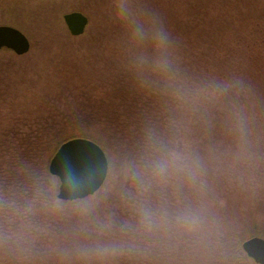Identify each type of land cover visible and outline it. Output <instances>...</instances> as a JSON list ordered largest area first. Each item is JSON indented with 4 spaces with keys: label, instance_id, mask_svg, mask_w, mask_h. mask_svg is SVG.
I'll return each instance as SVG.
<instances>
[{
    "label": "trees",
    "instance_id": "16d2710c",
    "mask_svg": "<svg viewBox=\"0 0 264 264\" xmlns=\"http://www.w3.org/2000/svg\"><path fill=\"white\" fill-rule=\"evenodd\" d=\"M263 8L264 0H120L110 4L94 0L91 9L97 18L85 43L98 53L87 54L82 62L76 59L73 70L81 73L84 68L88 74L95 66L97 71L102 60L97 72L106 76V83L97 88L87 84L88 91L96 93L98 106L90 108L97 114H89L82 120L85 126L73 132L51 136L42 130H26L39 126L30 98L10 100L8 107L0 101V264H59L50 259L52 241L59 235L68 240L74 234H68V229L73 231L82 224L90 227L101 214L96 210L100 204L121 213L115 207L121 206L122 196L110 187L104 194L110 196L109 201L96 199L92 204H96L95 209L67 208L59 218L48 217L51 209L47 206L63 201L49 171L50 160L69 139L86 137L99 143L107 152L111 170L108 148L120 143L128 153L123 166L131 169L135 178L141 173L153 175L150 181L154 182L155 173L163 175L166 168H172V174L183 180L190 171L188 190L179 181L170 188L177 184L178 195L183 194V188L184 195L190 194L195 201L202 192L216 189L217 181L207 169L210 162L222 156L243 158L245 149L263 146L264 28L256 27V21L264 18ZM14 55L4 57L6 61L0 57V62L7 64L0 65V73L16 70L14 60L19 56ZM89 61L93 66L87 64ZM66 71L71 74L69 68ZM9 91L18 96L15 89ZM92 130L100 134L96 136ZM139 164L145 166L141 172ZM207 184L212 187L207 188ZM156 193L147 207L151 217L146 222L153 241L159 233L166 237L182 230V224L175 221L179 212L176 214L172 204L164 217L160 215ZM85 200L89 198L75 201ZM176 204L185 209V204ZM109 214L106 210L99 219L109 230L107 234L119 226ZM72 223L75 225L69 227ZM247 223L250 230L241 236L238 247L250 237H264V221L259 216L253 215ZM187 229L198 232L194 226ZM80 232L84 237L89 235L93 244L91 235L96 233L92 227ZM107 234L103 239L100 234L98 237L107 241ZM186 246L183 259H188L189 248L196 247L194 255L192 250L188 253L197 261L192 256L199 257L203 247L188 240ZM150 248L153 252V246ZM235 250L224 248L221 264H246V257L237 247ZM119 252L113 248L112 264H136L129 254ZM147 256L152 264V254ZM206 257L204 253L201 258ZM171 259L167 258V263Z\"/></svg>",
    "mask_w": 264,
    "mask_h": 264
},
{
    "label": "rangeland",
    "instance_id": "374dc122",
    "mask_svg": "<svg viewBox=\"0 0 264 264\" xmlns=\"http://www.w3.org/2000/svg\"><path fill=\"white\" fill-rule=\"evenodd\" d=\"M108 1L110 4L120 0ZM93 2L94 0H0V25H14L28 34L32 40L31 50L27 54H17L19 57L14 58L16 70L0 73V101L4 102L3 106L4 104L7 106L10 100L11 102L13 100L21 102L28 100V98H30L28 101L33 103V108L36 110L35 114H37L34 121L39 122V126L34 125L32 129L26 128L30 133L41 132L42 130V132L53 136L58 133L73 132L74 128L78 127L79 129L80 126H85L84 123L86 122L82 120L87 119L89 114H97V112H92L90 108L92 104L98 106L96 93L88 91L87 86L97 88L106 83V76L97 72L102 67V60L98 63L97 71L90 61L87 64L93 66L95 69L93 72L88 70V74L87 72L84 73V68L81 73H76L73 70L74 63L77 66L76 59L82 62L87 54L94 56L98 53L85 43L86 35L94 27V21L97 18L96 13L92 12L91 9ZM98 3L99 6L102 5V2ZM70 11H82L87 16L89 15V24L82 38L72 36L65 26L63 14ZM99 19H101L100 15ZM256 22L259 23L256 27L262 30L264 18ZM14 54H16L14 51L0 49V57L5 61L6 58L4 57ZM0 65L6 66L7 64L0 62ZM68 68L71 74L66 71ZM10 89H15L18 96L16 97L15 92L9 91ZM91 128L99 129L96 126ZM60 130L61 132H59ZM97 132L93 133L98 136L100 132ZM245 150L242 152L243 158L222 156L221 159L219 158L213 161L214 163L210 162L207 165L208 171L217 181L216 189L205 194L202 192L195 201L190 197V194L188 197L184 195L183 188L181 189L183 194L178 195L177 184H173L174 188H170L171 183L179 181L180 185L188 190L190 171H188L187 178L184 177L183 180L177 179L172 174V168L168 170L166 167L167 172L163 175L155 173L154 179L156 177L157 179L154 182L150 181L153 175L146 177L147 174L142 176L141 173L140 178H135L131 169L126 170L123 166L128 153L123 145L115 142V146L108 148L114 169L111 170L110 167L107 181L94 194L95 197H93L94 195L89 196L87 197L89 200L82 202L74 200L75 202L66 203L63 200L62 203H58L54 201L52 205L47 207L51 209L48 217H52V220L56 219L55 217L59 218V213L64 212L67 208L71 210L74 208L84 210L89 207L95 209L96 204H92L96 199L101 200L103 198V201H109L110 196L104 194L108 188L113 187L122 196L119 199H122L120 201L121 206L115 207L121 213L113 210L110 205L106 206V204L101 207L100 204L96 210L99 209L100 216H103L102 213L108 210L112 217L111 221L119 223V226H115V229L107 234L106 231L109 232V230L104 229L99 224L101 222L100 216H93V223L90 227H85L82 224L81 228L76 225V229L74 227L73 231L68 229V234L74 233L72 238L66 240L62 235H59L58 240L52 241L51 261L59 264H98L101 260L105 264H112L113 254L111 253L116 247L117 250H120V255L129 254L130 261L136 264L151 262L147 256L148 253L152 254L154 260L152 264H208L209 260L221 264L224 248L227 247L236 251L235 247H237L238 251L246 257V264H257L245 253L242 245L238 247L237 243L241 236L250 230L247 221L253 215L259 216L264 221V145L255 146L253 150L250 148ZM128 152L130 154V151ZM182 157H184V153H182ZM144 168V165H138L139 172ZM54 177L56 178L55 188L58 193L60 180L57 176ZM206 187L211 188L212 185L207 184ZM218 187L219 190L217 191ZM157 188L160 189L156 190ZM165 189L170 190L164 192ZM109 192H113V190H109ZM156 192L159 193L160 197L157 199L158 210H161L160 215L164 217L172 204L173 208L176 209V214L179 212L176 216L178 221H175L182 224V230L176 233L172 231V235L169 234L166 237L165 235L161 237L159 233L153 241L148 233L149 228H147L146 222H148L147 218L151 217L148 213L150 208L147 209V207L150 206L149 203L153 202V195H157ZM172 196L173 199L175 198L174 200H172ZM176 202L181 207L185 204V209L180 208ZM99 211L96 213L99 214ZM192 211L195 213L194 215ZM97 224L102 231L96 226ZM72 225L75 224L72 223L69 227ZM189 226H192V229L193 226L198 228V232L190 233L187 229ZM91 227L96 233V236L91 235L93 244L89 242L91 241L89 235L84 237L85 234L80 232L82 230L89 231ZM98 234L102 239L107 234L109 240L101 241ZM174 240L176 241L173 242ZM187 240L188 243L195 242L203 247L197 253L199 257L192 256L197 258V261L189 258L190 253H188L192 249L195 250L196 247L189 248L186 251L188 259H183ZM157 241L158 248L155 251ZM91 244L92 246H90ZM147 244H151L150 247L153 246V252L150 247H145ZM204 253L207 257L201 258ZM192 254L194 255V252ZM164 257L166 259L162 260ZM171 257L173 259L168 260L167 263V258L170 259Z\"/></svg>",
    "mask_w": 264,
    "mask_h": 264
},
{
    "label": "water",
    "instance_id": "95a60500",
    "mask_svg": "<svg viewBox=\"0 0 264 264\" xmlns=\"http://www.w3.org/2000/svg\"><path fill=\"white\" fill-rule=\"evenodd\" d=\"M70 32L85 33L89 17L82 11L65 14ZM8 47L18 55L31 49L29 37L12 25H0V49ZM49 171L60 180L58 198L65 201L85 199L96 194L106 183L110 162L104 148L94 140L75 137L61 144L49 164ZM245 253L257 264H264V237L253 236L242 244Z\"/></svg>",
    "mask_w": 264,
    "mask_h": 264
},
{
    "label": "flooded vegetation",
    "instance_id": "af4514ba",
    "mask_svg": "<svg viewBox=\"0 0 264 264\" xmlns=\"http://www.w3.org/2000/svg\"><path fill=\"white\" fill-rule=\"evenodd\" d=\"M70 12H73V11H70ZM70 12H67V13H70ZM67 13H65V14H67ZM84 13V12H83ZM65 14H63V21H64V23H65V26H66V28L69 30V28H68V25L66 24V22H65V18H64V16H65ZM2 25H10V24H2ZM12 26H14V25H12ZM16 27V26H15ZM18 28V27H17ZM20 29V28H19ZM21 30V29H20ZM21 31H23V30H21ZM24 32V31H23ZM69 32H70V30H69ZM86 32V31H85ZM25 33V32H24ZM71 33V32H70ZM26 34V33H25ZM27 36H28V34H26ZM71 35L72 36H75V35H73L72 33H71ZM83 35V34H82ZM79 36H81V35H79ZM29 37V36H28ZM29 39H30V41H31V47H32V40H31V38L29 37ZM1 49H8V50H11V51H14V50H12V49H10V48H8V47H3V48H1ZM31 50V49H30ZM27 54V53H26Z\"/></svg>",
    "mask_w": 264,
    "mask_h": 264
},
{
    "label": "clouds",
    "instance_id": "9594fccd",
    "mask_svg": "<svg viewBox=\"0 0 264 264\" xmlns=\"http://www.w3.org/2000/svg\"><path fill=\"white\" fill-rule=\"evenodd\" d=\"M157 43H158V45H159L160 42H157ZM163 170H164V169H163V167H162V168H161V171H163Z\"/></svg>",
    "mask_w": 264,
    "mask_h": 264
}]
</instances>
